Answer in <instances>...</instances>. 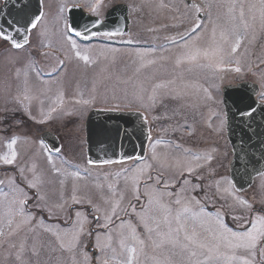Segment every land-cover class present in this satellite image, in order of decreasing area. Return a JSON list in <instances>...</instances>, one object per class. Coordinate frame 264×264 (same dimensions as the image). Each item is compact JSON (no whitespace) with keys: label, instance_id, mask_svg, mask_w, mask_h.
<instances>
[{"label":"rangeland","instance_id":"1","mask_svg":"<svg viewBox=\"0 0 264 264\" xmlns=\"http://www.w3.org/2000/svg\"><path fill=\"white\" fill-rule=\"evenodd\" d=\"M74 2L98 16L127 2L133 22L120 37L78 41L63 11ZM42 6L31 44L0 47V100L24 101L27 119L0 136V167L6 156L17 167L0 173V264H264V173L233 189L221 103L223 86L245 80L264 101V0ZM94 107L145 113L144 163L87 164ZM43 131L61 141L58 154Z\"/></svg>","mask_w":264,"mask_h":264},{"label":"water","instance_id":"2","mask_svg":"<svg viewBox=\"0 0 264 264\" xmlns=\"http://www.w3.org/2000/svg\"><path fill=\"white\" fill-rule=\"evenodd\" d=\"M40 0H4L0 6V38L19 48L41 16ZM11 13V15H10ZM127 7H111L100 19L78 6L66 10L67 32L87 39L94 35H118L128 31ZM258 87L248 81L221 88L226 135L232 156L229 180L237 192L251 187L254 178L264 173V104L255 100ZM148 133L142 114L130 111L92 110L85 120V153L89 165H107L130 159L141 160ZM49 152L60 149L58 138L49 131L40 134ZM94 259L96 251L88 245Z\"/></svg>","mask_w":264,"mask_h":264},{"label":"flooded vegetation","instance_id":"3","mask_svg":"<svg viewBox=\"0 0 264 264\" xmlns=\"http://www.w3.org/2000/svg\"><path fill=\"white\" fill-rule=\"evenodd\" d=\"M41 1V5L43 4V1L44 0H40ZM4 2V0H0V6L2 5V3ZM115 4H124L126 5L127 7V17H128V20H129V26L130 24L133 22V8L127 3V2H118V3H114L112 5H110L108 8H106L104 10V12L98 16V15H94V16H97V17H100L102 18L105 13L107 12V10L115 5ZM71 5H78V6H81L82 9L84 11H86V8H84V5L78 3V2H74V3H69L65 6L64 8V13L66 11V8L68 6H71ZM43 12H44V9H43V6H42V11H41V16L38 20V22L32 26L30 28V30L28 31V34H27V43L19 48H15L13 47L8 41L6 40H3L0 38V47L2 48H5L6 50H10V51H14V52H17V51H21L22 49L26 48L29 44H31L32 42V35H33V32L35 33L37 31V28H38V23L43 15ZM52 12V11H51ZM136 12V11H135ZM11 15V13H10ZM202 14L200 13V16H198L199 18H201ZM129 26H128V30H129ZM65 30H66V26H65ZM66 34L71 37V38H74V39H77L78 41H87V40H90V39H93V38H96V37H120L122 35H97V36H94L92 38H89L87 40H82V39H79L77 37H72L70 36L68 33H67V30H66ZM126 34V33H125ZM124 34V35H125ZM37 43V42H36ZM46 50H49L48 52H50L51 50L50 49H44V50H41V51H38V50H35L34 48H32V51L36 54H43V52H47ZM54 51V50H53ZM246 81V80H245ZM237 83V82H236ZM26 91L20 87V90H19V94H22V93H25ZM257 94H258V90H257ZM256 94V96H257ZM256 96H255V99H256ZM257 101L259 102H264L262 99H256ZM22 105H25V102L24 101H19V102H16V101H13L12 99V96H7L5 100L1 101L0 100V136L4 137V136H11V133H10V130H15L17 128H24L25 125H27V119H26V111L25 109L23 108ZM26 106V105H25ZM92 110H113V109H103V108H97V107H94V108H91L89 110L92 111ZM115 111H124V112H130V111H135V112H138V113H141L142 114V118L143 120H145V123H146V127H147V133H148V141H147V145H146V150H145V154L143 156V158L141 160H137L135 158L133 159H130V160H126V161H123V162H119V163H115V164H111V165H118V164H129V166H135V165H139L141 163H144L145 162V159L147 158V147H148V144L150 142V140L152 139V137L154 136L153 135V124L149 123V121L147 120L146 116H145V113L143 111H139L137 109H131V110H115ZM224 111V110H223ZM89 112L87 113V115L89 114ZM87 115L85 116L84 118V121H83V125H85V120H86V117ZM224 119H225V113H224ZM225 125H226V119H225ZM225 132H224V135H225V138H226V142L227 144L229 145L230 147V150H228V155L232 156V152H231V146L229 144V141L227 139V135H226V129L224 128ZM51 132V131H50ZM52 133V132H51ZM54 134V133H53ZM55 135V134H54ZM56 136V135H55ZM57 137V136H56ZM58 138V137H57ZM10 140V138H9ZM59 140V138H58ZM59 143H60V149H61V141L59 140ZM45 147V146H44ZM46 148V147H45ZM60 149L58 150V152H55V153H52V152H49L48 149L46 148L47 152H49L50 154H58ZM4 158V161H5V164L3 165V167H0V173H3V174H8L10 175L14 170L17 169L16 167V163L14 164H10V161L8 160L7 156L6 157H3ZM6 162L8 164H6ZM88 164V163H87ZM106 166H109V165H106ZM16 168V169H15ZM15 172V171H14ZM152 172V171H151ZM143 182V181H142ZM22 185V184H21ZM138 189V187H137ZM137 196H139V190H137ZM172 193V192H171ZM182 201V200H181ZM184 201V199H183ZM182 201V202H183ZM181 202V203H182ZM27 202H23V204L25 205ZM137 204V203H136ZM168 204V203H167ZM88 213H90L91 209L89 208H86ZM139 209L136 211L137 212V218L139 220V218H142V213H138ZM122 217V216H121ZM119 217V218H121ZM91 218L93 221H97V217L92 214L91 215ZM114 219V218H113ZM112 219L111 223L114 221ZM118 219V218H117ZM123 220V219H121ZM96 230L94 229H90V232L93 234Z\"/></svg>","mask_w":264,"mask_h":264}]
</instances>
